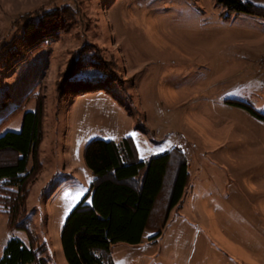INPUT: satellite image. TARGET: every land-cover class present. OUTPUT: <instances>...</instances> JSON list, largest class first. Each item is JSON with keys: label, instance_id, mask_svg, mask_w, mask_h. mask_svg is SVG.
<instances>
[{"label": "rangeland", "instance_id": "obj_1", "mask_svg": "<svg viewBox=\"0 0 264 264\" xmlns=\"http://www.w3.org/2000/svg\"><path fill=\"white\" fill-rule=\"evenodd\" d=\"M249 1L229 16L214 0H0L1 128L19 132L17 108L42 105L25 214L47 264H67L62 228L90 193L85 146L127 137L141 161L184 154L189 183L156 243L113 245L114 264H264V123L226 104L264 115V0ZM65 9L73 20L38 53L12 50L26 24ZM86 63L78 75L107 78V93L73 95L68 75ZM12 239L30 242L0 212V257Z\"/></svg>", "mask_w": 264, "mask_h": 264}, {"label": "trees", "instance_id": "obj_2", "mask_svg": "<svg viewBox=\"0 0 264 264\" xmlns=\"http://www.w3.org/2000/svg\"><path fill=\"white\" fill-rule=\"evenodd\" d=\"M214 1L229 16L252 13L249 0ZM73 18L69 9L42 13L37 22L25 25L22 41L12 50L20 46L30 55L38 53L41 46L61 34L62 23H70ZM27 58L29 55L17 61ZM92 67L91 63L73 67L67 79L73 95L107 93V78L99 82L98 76L78 75ZM226 104L264 123V115L250 105L239 101ZM15 112L21 113L19 132L6 131L1 128L5 123L0 124V212L7 216V229L24 232L30 242L10 240L0 264H47L42 252L33 247L31 218L25 214L30 179L40 170L37 152L43 136L42 105L31 110L17 108ZM83 160L92 182L89 195L71 211L62 228L61 246L67 264H114L111 247L139 245L145 232L151 233L149 240L156 243L171 212L181 205L189 183L185 155L172 149L141 161L133 140L127 137L119 143L90 141L84 148ZM89 196L90 205L86 204ZM158 212L160 219L154 221Z\"/></svg>", "mask_w": 264, "mask_h": 264}, {"label": "snow or ice", "instance_id": "obj_3", "mask_svg": "<svg viewBox=\"0 0 264 264\" xmlns=\"http://www.w3.org/2000/svg\"><path fill=\"white\" fill-rule=\"evenodd\" d=\"M161 151H163L164 149H160ZM87 191V189H81L80 191H78L75 196L73 197V200H72V204L69 205V210L72 206H74L75 202L79 201L80 198L84 195V193ZM68 193H65V198L68 197ZM89 203H91V201H89Z\"/></svg>", "mask_w": 264, "mask_h": 264}, {"label": "built area", "instance_id": "obj_4", "mask_svg": "<svg viewBox=\"0 0 264 264\" xmlns=\"http://www.w3.org/2000/svg\"><path fill=\"white\" fill-rule=\"evenodd\" d=\"M260 65L263 67L264 66V56L261 59Z\"/></svg>", "mask_w": 264, "mask_h": 264}]
</instances>
